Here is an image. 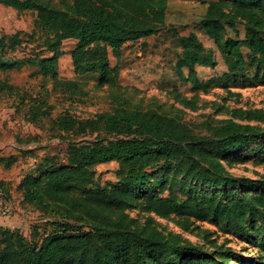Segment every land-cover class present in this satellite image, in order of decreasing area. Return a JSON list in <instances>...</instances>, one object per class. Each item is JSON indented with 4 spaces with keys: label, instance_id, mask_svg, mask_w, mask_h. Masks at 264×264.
Wrapping results in <instances>:
<instances>
[{
    "label": "trees",
    "instance_id": "obj_1",
    "mask_svg": "<svg viewBox=\"0 0 264 264\" xmlns=\"http://www.w3.org/2000/svg\"><path fill=\"white\" fill-rule=\"evenodd\" d=\"M0 5L35 12V24L46 34L44 43L50 53L10 56L23 40L17 32L1 35L0 72L32 66L36 74L69 90L75 84L59 79L56 70L62 41H76L71 51L74 73H97L101 84L115 86L119 63H110L107 48L118 60L125 42L154 34L156 24L164 21L167 0H71L70 13L55 8L52 0H0ZM232 6L233 12H224L210 5L201 20L205 33L220 51L232 55L226 65L234 72L242 65L243 54L240 44L224 35L238 17L247 19L244 44L253 55L251 65L264 69V0H234ZM96 42L103 45L92 46ZM183 47L177 67H187L193 87L199 88L193 66L210 65V59L194 34L184 39ZM32 88L0 78V95L14 98L16 110L24 109L31 122L46 120L49 129L63 132L100 130L111 138L55 144L33 164L18 187L22 200L43 213L52 211L46 207V202L51 203L59 216L42 222L41 227L49 226L48 230L34 225L29 237L16 228L0 227V264H221L212 256L193 257L196 249L191 243L162 232L149 219L141 225L125 213L127 200L159 174H166L172 185L166 196L148 194L145 209L160 218L174 217L186 231L209 219L243 234L264 216V192L248 196L228 190L240 182L223 161H232L233 155L261 137L252 125L204 113H159L152 108L118 107L85 117L64 111L54 116L53 106ZM238 114L246 120L264 121L260 109H240ZM25 154L0 155V163L10 167ZM109 161L117 162L116 181L96 185L92 166ZM178 180L186 192L192 183L194 188L215 192L180 197L174 185Z\"/></svg>",
    "mask_w": 264,
    "mask_h": 264
},
{
    "label": "rangeland",
    "instance_id": "obj_2",
    "mask_svg": "<svg viewBox=\"0 0 264 264\" xmlns=\"http://www.w3.org/2000/svg\"><path fill=\"white\" fill-rule=\"evenodd\" d=\"M233 1L167 0L164 21L156 24L154 34L125 42L118 60L107 48L110 63H119V77L115 86L101 84L97 73L73 72L71 51L75 48L74 39L62 41L56 56L58 78L73 82V88L66 90L55 86L51 78L36 74L34 67L28 65L19 70L0 72V78L17 86H33L31 90H38L47 104L53 106L51 113L54 116L64 111L85 117L118 107L152 108L159 113H204L212 118H233L238 123L252 125L261 137L233 155L232 161H223L229 174L240 182L228 190H234V194L253 196L264 192V150H261L264 146V121L246 120L244 115L239 116L238 110L264 111V69L251 65L253 55L244 44L247 19L238 17L235 26L226 28L224 35V38L239 43L243 54L242 65L234 72L229 71L226 65V59H231L232 55L220 51L201 25L210 5L224 12H233ZM52 2L58 10L70 13L71 0ZM35 19L33 11L18 12L0 5V36L17 32L23 40L10 56L21 58L30 55L31 51L50 55L44 43L46 34L35 24ZM189 34L195 35L196 41L202 45V52L211 62L210 65L193 66L195 78L201 82L199 88L193 87L187 67H177L185 52L184 39ZM94 45L103 43L96 42ZM15 101L6 93L0 95V155L26 154L10 167L0 163V207L5 204L11 207L9 214L0 213V227L16 228L29 237L34 225L40 226V230L50 229L49 226L41 227L42 222L55 220L59 212L55 211L58 210L56 208L52 209L48 202L46 207L52 211L45 213L24 203L18 189L23 176L31 172L33 164L41 160L46 150L55 144L91 143L111 137L100 130L84 133L51 130L46 120L39 123L28 120L24 109L16 110ZM116 169V161L95 164L92 166L94 183L113 184ZM171 185L166 174L149 179L135 191L134 197L127 200L125 213L141 225L149 219L162 232L178 235L191 243L196 249L193 257L212 256L221 264H264V216L257 220L253 230L249 229L243 234L226 230L209 219L196 222L194 226L198 230L192 226L186 231L174 217L160 218L145 209L148 194L166 196ZM174 185L180 197H198L205 192H215L214 189L194 188L193 183L186 192L187 187L182 190L180 180ZM257 226H261V229L257 230Z\"/></svg>",
    "mask_w": 264,
    "mask_h": 264
},
{
    "label": "built area",
    "instance_id": "obj_3",
    "mask_svg": "<svg viewBox=\"0 0 264 264\" xmlns=\"http://www.w3.org/2000/svg\"><path fill=\"white\" fill-rule=\"evenodd\" d=\"M11 211V207L7 204L0 207V213L2 214H9Z\"/></svg>",
    "mask_w": 264,
    "mask_h": 264
}]
</instances>
